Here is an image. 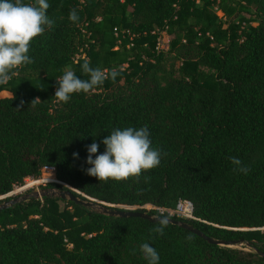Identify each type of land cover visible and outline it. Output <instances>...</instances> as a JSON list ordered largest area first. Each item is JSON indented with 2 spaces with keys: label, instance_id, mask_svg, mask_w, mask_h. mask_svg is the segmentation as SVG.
<instances>
[{
  "label": "trees",
  "instance_id": "1",
  "mask_svg": "<svg viewBox=\"0 0 264 264\" xmlns=\"http://www.w3.org/2000/svg\"><path fill=\"white\" fill-rule=\"evenodd\" d=\"M47 2L54 27L32 41L33 63L0 85L10 95L0 98V197L51 167L77 197L108 205L172 208L188 200L202 222L174 219L251 248L210 245L172 224L157 236L150 231L157 222L44 197L0 211V264H148L143 243L159 264H264L253 252L264 254V0ZM72 9L77 22L68 18ZM85 60L118 75L57 101L66 67L89 79ZM145 125L161 151L158 167L138 181L86 174L88 145H100L95 159L114 129ZM230 157L248 174L233 171Z\"/></svg>",
  "mask_w": 264,
  "mask_h": 264
},
{
  "label": "clouds",
  "instance_id": "2",
  "mask_svg": "<svg viewBox=\"0 0 264 264\" xmlns=\"http://www.w3.org/2000/svg\"><path fill=\"white\" fill-rule=\"evenodd\" d=\"M49 7L47 0H35L34 4H24L22 0L14 2L0 0V85L12 79L14 69L33 63L28 55L32 41L44 34L45 27L49 29L54 27V21L47 15ZM68 18L72 22H77L79 20L77 10L72 9ZM81 70L89 79L78 78L71 68L66 67L63 70L64 74L57 80L58 88L54 94L57 101L68 103L73 93H89L102 86L107 78L111 77L114 80L118 75L116 70L106 72L92 68L88 60L81 65ZM149 137L147 125L139 129L132 127L114 129L101 141L105 151L96 155L95 159L93 154L98 152L100 145L93 142L87 146L88 155L85 162L91 167L85 170L86 174L105 183L109 180L138 181L143 172L154 169L161 163V151L152 147ZM73 156L78 157V154L73 153ZM229 159L235 166L233 171L248 174L250 168L243 166L239 158ZM155 219L158 226L150 231L157 236H163L171 220L167 215H159ZM140 251L148 264H159V253L149 243L141 244ZM135 252L133 249L132 254L135 255Z\"/></svg>",
  "mask_w": 264,
  "mask_h": 264
},
{
  "label": "water",
  "instance_id": "3",
  "mask_svg": "<svg viewBox=\"0 0 264 264\" xmlns=\"http://www.w3.org/2000/svg\"><path fill=\"white\" fill-rule=\"evenodd\" d=\"M60 186L64 187V189H58V188H41L38 191H30L18 196L12 197L10 194L0 197V211L6 210L10 207H12L15 204L25 202L27 200L33 199V200H41L44 197L47 198H55L61 201L71 202L74 205H79L83 208H86L90 211H93L97 214L112 217V218H140L143 220H146L148 222H157L155 215H151L147 212L138 211L135 209H125L123 207L119 206H113L108 205L105 203H102L100 201L85 197L81 195L80 197H77L73 189L69 188L68 186H64L63 184H59ZM172 225H176L181 229H184L200 239H202L204 242L210 245H215L219 247H227V248H233L234 246H244L246 249L251 248V244L244 242V241H233V242H224L220 240H214L212 238H209L205 236L202 232L197 230L196 228H193L191 225L174 218H170ZM253 252L256 253L258 256L264 258V254L253 249Z\"/></svg>",
  "mask_w": 264,
  "mask_h": 264
},
{
  "label": "built area",
  "instance_id": "4",
  "mask_svg": "<svg viewBox=\"0 0 264 264\" xmlns=\"http://www.w3.org/2000/svg\"><path fill=\"white\" fill-rule=\"evenodd\" d=\"M157 47H160V45H157ZM43 173L47 174V175L43 177L42 176ZM27 184H31V185L28 188H26L25 190L19 191L18 193L29 190V189H37V187L40 188V187L46 186L48 184L59 185L61 183L55 179L53 168L43 167L40 170V173H39L37 178H35V179L31 178V179L24 180L22 185L14 187L13 190L6 195H9V194L13 195V194H11L12 192H14L15 190H18L20 188L25 187ZM134 209H142V210L146 209L147 211H153L155 213V216L167 215L169 218L176 217V218H179L182 220L202 222L199 219L194 217L192 204L188 200L178 199L172 208L158 207V206H152V205H144V206H141L139 208H134Z\"/></svg>",
  "mask_w": 264,
  "mask_h": 264
},
{
  "label": "rangeland",
  "instance_id": "5",
  "mask_svg": "<svg viewBox=\"0 0 264 264\" xmlns=\"http://www.w3.org/2000/svg\"><path fill=\"white\" fill-rule=\"evenodd\" d=\"M216 16H220V13H216ZM166 41V40H165ZM164 42V41H163ZM163 46H164V44H163ZM10 95H9V93H7V92H0V98H4V97H9ZM47 174H42V176L44 177V176H46ZM31 184H27L25 187H23V188H20V189H18V190H15L14 192H12L11 194H13V195H11L12 197H14V196H18V195H21V194H24V193H27V192H30V191H38L40 188L39 187H37V189H29V190H26V191H23V192H20V193H18L19 191H22V190H25L26 188H28L29 186H30ZM64 186H66V185H64ZM123 208H125V209H134V208H128V207H123ZM145 211H147L146 209H145ZM244 246H240V245H238V246H234L233 248H235V249H243V250H245L244 248H243Z\"/></svg>",
  "mask_w": 264,
  "mask_h": 264
},
{
  "label": "flooded vegetation",
  "instance_id": "6",
  "mask_svg": "<svg viewBox=\"0 0 264 264\" xmlns=\"http://www.w3.org/2000/svg\"><path fill=\"white\" fill-rule=\"evenodd\" d=\"M41 188L47 189V188H50V187H47V186H42V187H40V189H41Z\"/></svg>",
  "mask_w": 264,
  "mask_h": 264
}]
</instances>
